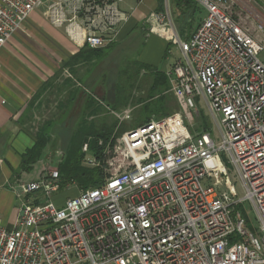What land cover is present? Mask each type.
I'll return each instance as SVG.
<instances>
[{
	"label": "built area",
	"instance_id": "obj_1",
	"mask_svg": "<svg viewBox=\"0 0 264 264\" xmlns=\"http://www.w3.org/2000/svg\"><path fill=\"white\" fill-rule=\"evenodd\" d=\"M126 1L0 0V48L43 6L42 17L76 49L106 48L136 22ZM156 1L164 11L149 18L179 52L168 73L178 111L124 132L120 154L130 166L96 188L67 184L77 194L61 206L52 202L61 189L57 168L17 182L18 217L10 229L0 225V264H264V24H257L258 40L233 17V0H192L205 16L183 39L171 23L173 0ZM61 76L73 79L68 69ZM197 100L219 119L220 141L201 134L181 142ZM132 112L110 114L122 123ZM82 153L84 167L100 165L88 144ZM226 165L242 184L240 200ZM244 201L256 213L257 232L234 209Z\"/></svg>",
	"mask_w": 264,
	"mask_h": 264
},
{
	"label": "crops",
	"instance_id": "obj_2",
	"mask_svg": "<svg viewBox=\"0 0 264 264\" xmlns=\"http://www.w3.org/2000/svg\"><path fill=\"white\" fill-rule=\"evenodd\" d=\"M157 2L153 11L163 12L162 2ZM130 3L136 4L133 0H127L124 10L130 11L132 8L129 6ZM195 7V12L197 8H201L204 14L192 27L195 15L193 12L191 25L185 27L177 22L178 11L175 3L172 1L169 5L173 29L183 39L192 36L205 16V10L201 6L195 4ZM149 14L144 15L135 10L132 15L136 22H129L120 35L131 29H140L150 38L148 52L153 53L157 50L160 54L162 44L166 42L156 31ZM79 50L36 11L30 14L28 20L8 43L0 48V225L5 228L10 229L18 217L20 197L14 186L17 182L37 180L41 173L49 168L45 166L43 159L51 160L53 153L51 149L62 158L60 150L63 134L68 136L74 132L80 118L87 112L89 104L87 93L90 91L78 81L63 79L61 76L62 64ZM174 62L163 72L169 82L168 73ZM87 64L75 65L74 72L81 77L85 76L84 82L90 86L94 81L90 75L84 73ZM59 71V75H56ZM73 75L72 73L71 76ZM152 81L153 79L150 86ZM131 108L136 112L141 107L136 105ZM62 118L66 119L61 122ZM70 118H74L72 122L69 121ZM43 131L49 134V143L58 141L59 146L48 144V155L44 154L41 160L32 166L30 172H22V154L33 146L37 135ZM36 164H41L37 171L34 170Z\"/></svg>",
	"mask_w": 264,
	"mask_h": 264
},
{
	"label": "rangeland",
	"instance_id": "obj_3",
	"mask_svg": "<svg viewBox=\"0 0 264 264\" xmlns=\"http://www.w3.org/2000/svg\"><path fill=\"white\" fill-rule=\"evenodd\" d=\"M157 4L158 2L155 0H145V2L140 6H136V4L133 3H130L129 6H131L132 8L135 7V10L143 13L144 15H148L155 9ZM231 5L233 17L235 18V20L238 21L242 25V27L249 30V32L254 37H256L258 40H261L262 37L258 35L255 30L258 23L264 24V3L260 0H249V2L243 0H233V3H231ZM44 9L45 6L39 8L38 10H36V12L41 15ZM203 14L204 12L201 8L196 9L193 23L191 25L192 27L196 24L197 20L202 17ZM58 32L59 34H62L61 30H58ZM149 42V36L142 32L140 29H134L131 32L127 31L118 39L116 45H113L109 49L103 50L101 56L98 59L94 60L90 64H87L86 69H84V73L85 75H90L91 79L93 78V85L87 86L84 82L85 76L81 77L80 75L75 74V72L73 75V79L85 85L83 87H85L87 91H90L93 94L96 93L98 97L101 96V93L104 96L111 91L115 92L116 88L118 93H120V89H123V93L127 94L130 84H134L136 82L137 85H135V88L132 89L131 93H129L131 99H136L138 97L145 98L150 93V82L152 80L154 71L157 70L159 72H164L171 65V63L179 57V53L176 48L166 43L162 44L163 49L160 54L157 52V50L153 53H149L147 50ZM259 60L264 61V52L259 55ZM135 63L144 65L143 67H141L138 75H136V68L133 67ZM123 93L121 94L122 96H124ZM165 98H167L166 100L168 102L166 107L163 105H157L158 102L154 101L153 104L157 105L158 110L154 111L153 113L156 114L158 111L160 115L154 117L152 116L153 118L169 119L178 111V106L170 90ZM101 101L103 103V105H101V111L104 114V116L102 117V121L108 126H112L115 124L118 125L114 130V132H118V136H120V134L123 132L130 131L138 127L140 123L144 121L147 115L146 113H143V109H138L136 112L132 113L130 120L124 121L120 124L112 115H110V111L114 109L113 104L108 100V98H104ZM196 110L198 111V114L195 115L194 120L191 123H187L186 121L183 122L185 132L181 137V142L187 143L191 139L201 134H208L210 138H212L215 142L220 141V129L217 124L219 119H215L212 117L206 103L203 100L196 101ZM74 118H70L69 121L72 122ZM65 119L66 118H62L61 122ZM63 137L64 138L61 142L60 150L62 155H60V157H63L64 155L63 148L65 140L68 136H65L63 134ZM58 143L59 142L56 141L52 144L49 143V145L56 146L58 145ZM118 149H120V138L116 153H118ZM51 150L53 152H50L52 153L51 160L47 161L45 158L43 159V161L45 162L46 167L57 168L61 158H59L57 153H54L53 149ZM48 153L49 151L46 148L43 152V155H48ZM85 156V158L87 159L90 157L89 154H85ZM221 157L224 161H227L224 155H221ZM112 166L114 168L111 170L108 169L107 171L110 174L115 175L125 171L130 166V164H125L124 162H114ZM40 168L41 164H36L34 166V170L36 171ZM226 168L229 173L228 179L232 184L236 199L240 200L245 194L242 184L238 176L236 175L234 168L231 165H226ZM76 194L77 190L74 188L69 190L61 188L52 196V202L57 206H61L66 199L72 198ZM234 209L235 211H239L244 216L248 228L251 231H258V220L250 202H240L236 204Z\"/></svg>",
	"mask_w": 264,
	"mask_h": 264
},
{
	"label": "trees",
	"instance_id": "obj_4",
	"mask_svg": "<svg viewBox=\"0 0 264 264\" xmlns=\"http://www.w3.org/2000/svg\"><path fill=\"white\" fill-rule=\"evenodd\" d=\"M173 2L178 11L177 22L181 26L189 27L193 19L192 14L195 12V3L192 0H173ZM132 30L134 29H131L129 32ZM113 45H116V43L98 50H89L87 48L80 49L75 55L62 64L61 71L63 69H68L70 73L72 72L74 74L75 65L92 63L101 56L103 50L109 49ZM143 66L144 65L137 63L133 65V67L136 68V75H138ZM59 73L60 71L57 72L56 75H59ZM152 79L153 81L149 88L150 93L145 98L138 97L136 99H131L129 93H131L132 89L137 85L136 82L130 84L127 94L123 93V89H120V93H118L117 88L115 92L111 91L100 97H98L96 93L91 94L99 98L100 101L104 98H108L114 106V109L111 110L113 112H119L121 109L124 110L126 108L140 105V109H143V113L147 114L144 121L140 123L139 126H141L148 122L152 116L160 115L158 111L156 114L153 113L158 110L157 105H163L166 107L168 103L166 100L167 98H165L170 90V82L168 81V78L163 72L155 70ZM122 93L124 96L121 95ZM93 96H87L89 99L87 112L80 118L76 130L70 133L65 140L63 148L64 155L57 167L61 180V188H64L67 184L73 182L79 190L96 188L104 182L105 178L112 175L107 170L114 168L112 166L114 162H124L120 154V149H118V153H116L117 146L119 145V138L124 132L118 136V132H114L118 125L115 124L108 126L102 121L104 114L101 111V105H99L98 101H96ZM154 101H157L158 104L154 105ZM117 122L119 123V121ZM49 141V134L46 131L37 135L33 146L26 150L21 156L22 172H30L32 166L41 160ZM99 142H102V144L99 145ZM84 144H88L92 155L101 159L99 166L94 168H86L83 166L84 154L82 153V146Z\"/></svg>",
	"mask_w": 264,
	"mask_h": 264
}]
</instances>
